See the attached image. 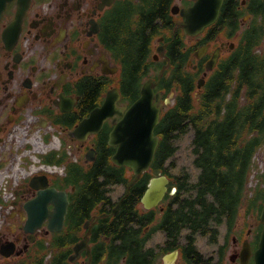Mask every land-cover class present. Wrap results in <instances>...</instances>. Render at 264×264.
I'll return each mask as SVG.
<instances>
[{"label":"flooded vegetation","instance_id":"obj_1","mask_svg":"<svg viewBox=\"0 0 264 264\" xmlns=\"http://www.w3.org/2000/svg\"><path fill=\"white\" fill-rule=\"evenodd\" d=\"M143 2L152 0H0V264H41L46 251L44 264H254L262 223L248 175L236 214L208 209L204 228L193 229L196 217L181 222L177 212L182 205L189 212L197 174L173 173V154L155 164L157 127L177 93L174 80L161 79L171 66L168 46L183 29L170 7L171 28L151 39L137 68L125 66L117 58L121 25L127 4ZM261 24L264 0H222L216 20L187 35L195 38L183 47L192 97ZM214 51L217 62L206 70ZM147 80L150 106L160 108L152 130L158 143L136 175L112 161L118 145L110 134L126 131V112ZM153 178L163 179L164 192L146 207ZM37 199L42 209L32 205Z\"/></svg>","mask_w":264,"mask_h":264},{"label":"trees","instance_id":"obj_2","mask_svg":"<svg viewBox=\"0 0 264 264\" xmlns=\"http://www.w3.org/2000/svg\"><path fill=\"white\" fill-rule=\"evenodd\" d=\"M172 1L127 4L117 51V58L125 66L137 68L150 53L151 39L163 28H171ZM222 20L223 16L219 22ZM262 34L264 24L255 27L252 37L239 41L233 54L212 72L198 99L191 95L193 79L184 68L189 50H184L177 32L168 46L171 66L161 80H174L177 93L157 127L161 138L155 164L160 167L165 156L175 153L176 146L171 147L173 138L193 130V163L198 168L196 183H192L195 193L189 212L183 210L185 205L177 212L179 220L196 217L193 229L204 228L203 217L209 214L208 209H228L231 216L236 214L242 201L244 178L252 169L256 151L264 145V48L256 50L260 44L264 45ZM257 179L255 213L264 202V172ZM47 252L42 254L41 264Z\"/></svg>","mask_w":264,"mask_h":264},{"label":"water","instance_id":"obj_3","mask_svg":"<svg viewBox=\"0 0 264 264\" xmlns=\"http://www.w3.org/2000/svg\"><path fill=\"white\" fill-rule=\"evenodd\" d=\"M222 0H193L192 4L180 7L177 4L171 5L172 12H179L182 19L177 25L182 27L187 35L194 36L213 23L220 10ZM206 47L201 46L197 52L203 53ZM196 52V53H197ZM161 50L158 48V54ZM218 58L217 51H214L212 57L206 62V70L214 68ZM162 74L160 71L159 78ZM151 80H147L141 90V96L130 106L125 116L126 131H112L110 134V143L117 144V150L112 154V161L116 164H125L129 166L134 174L139 175L146 169L155 151L158 143V136L152 134L153 127L159 120V107L150 106L151 101ZM204 84V79L200 78L197 87ZM164 177V176H162ZM135 180V179H134ZM132 180L129 186L134 182ZM164 192L163 179L150 180V184L142 197L146 207H151L160 200ZM39 209H42V203L37 199L36 203ZM28 208L31 209L30 203ZM259 220L262 223L259 241L254 251V264H264V204L259 214ZM50 228H55V213L50 217Z\"/></svg>","mask_w":264,"mask_h":264},{"label":"rangeland","instance_id":"obj_4","mask_svg":"<svg viewBox=\"0 0 264 264\" xmlns=\"http://www.w3.org/2000/svg\"><path fill=\"white\" fill-rule=\"evenodd\" d=\"M175 4H181L182 0H174ZM177 34L181 36V40L186 46H190L194 44L195 38L189 37L183 32ZM236 42V40H233ZM264 42V40H263ZM244 100V97L242 98ZM193 135V130L189 129L187 132L180 136H176L172 140V144L176 146L175 153L170 158V161L174 163L175 168L172 170L175 174H180L182 172H187L190 174L191 177H195L197 174V169L193 165V158L194 155L192 153V145H191V137ZM33 145L37 144L38 142H33ZM260 172H264V145L261 146L255 153L252 159V169L248 175V184L249 189L252 187H256V183L258 181L257 175ZM2 186V185H0ZM259 212L255 213L256 218H258ZM254 228V227H253ZM45 264H48V260L45 261Z\"/></svg>","mask_w":264,"mask_h":264}]
</instances>
